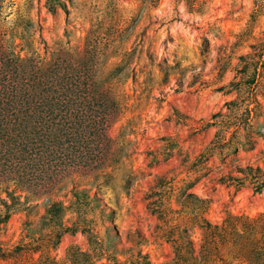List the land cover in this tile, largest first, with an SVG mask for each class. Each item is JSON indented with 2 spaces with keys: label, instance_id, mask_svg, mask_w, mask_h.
<instances>
[{
  "label": "rangeland",
  "instance_id": "1",
  "mask_svg": "<svg viewBox=\"0 0 264 264\" xmlns=\"http://www.w3.org/2000/svg\"><path fill=\"white\" fill-rule=\"evenodd\" d=\"M76 263L264 264V0H0V264Z\"/></svg>",
  "mask_w": 264,
  "mask_h": 264
},
{
  "label": "trees",
  "instance_id": "2",
  "mask_svg": "<svg viewBox=\"0 0 264 264\" xmlns=\"http://www.w3.org/2000/svg\"><path fill=\"white\" fill-rule=\"evenodd\" d=\"M62 90L63 91H65L64 92V94H65V97H67L69 94H72L71 92H72V88H71V86H69V85H62ZM21 89H19V91L17 90V88H16V100L17 101H19L20 103H19V105H22L21 104V102L23 103V101L22 100H20L21 99V97H20V92L22 91H20ZM13 92V91H12ZM18 94H19V96H18ZM7 95V94H6ZM18 98V99H17ZM36 105H40L39 107H40V109H42V110H39V111H33L32 112V114L34 113V115L36 114V112H44V110H43V108H45V105H43V104H41L40 102H37L36 103ZM20 109H23L24 110V113H25V116L27 117V115H28V112H31L30 111V109L28 108V107H21ZM40 123H38V125H39ZM34 127H35V125H34ZM37 134L35 135V136H31V138L30 137H28L27 138V141L28 142H30V144L31 145H28L29 143H23L22 141L21 142H19V143H15L16 144V154L17 153H20V154H22L23 152H25V154H27L28 156L30 155V156H32L33 154L34 155H36V154H38V152H40L39 150H40V148H42L43 146H47V143H46V141L47 140H50L49 139V135H50V132L48 131L47 133H44V131L42 132V131H40L39 133L38 132H36ZM30 138V139H29ZM60 137L59 136H57V138L56 137H54V140H57V139H59ZM24 156V155H23ZM59 156V155H58ZM76 264H79V263H76Z\"/></svg>",
  "mask_w": 264,
  "mask_h": 264
}]
</instances>
